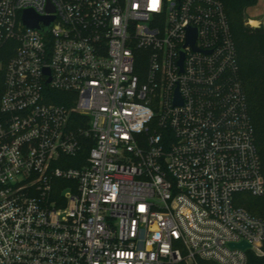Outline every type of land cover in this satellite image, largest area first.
I'll return each mask as SVG.
<instances>
[{
  "label": "built area",
  "instance_id": "built-area-1",
  "mask_svg": "<svg viewBox=\"0 0 264 264\" xmlns=\"http://www.w3.org/2000/svg\"><path fill=\"white\" fill-rule=\"evenodd\" d=\"M241 193L264 177L223 0H0V264H251Z\"/></svg>",
  "mask_w": 264,
  "mask_h": 264
},
{
  "label": "trees",
  "instance_id": "trees-1",
  "mask_svg": "<svg viewBox=\"0 0 264 264\" xmlns=\"http://www.w3.org/2000/svg\"><path fill=\"white\" fill-rule=\"evenodd\" d=\"M223 4L236 46L240 79L264 177V24L259 28L248 25V13L259 5V0H223ZM56 96L57 103H62L64 94ZM86 158L87 151L77 159L68 160L67 167H80L85 164ZM235 204L264 220V195L254 197L247 193L237 194ZM250 257L251 264H264V257Z\"/></svg>",
  "mask_w": 264,
  "mask_h": 264
},
{
  "label": "water",
  "instance_id": "water-1",
  "mask_svg": "<svg viewBox=\"0 0 264 264\" xmlns=\"http://www.w3.org/2000/svg\"><path fill=\"white\" fill-rule=\"evenodd\" d=\"M52 21H53L52 18L51 19H45V23H46L47 26L51 25ZM24 22L31 29H39L38 24L40 22V18H38L31 11H27L25 13ZM190 39H191V44H194L195 43V39H196L195 32L191 34ZM231 247L234 248V249H240V250H243V251L250 248V246L248 244H246V243H241V244H238V245H232Z\"/></svg>",
  "mask_w": 264,
  "mask_h": 264
},
{
  "label": "rangeland",
  "instance_id": "rangeland-1",
  "mask_svg": "<svg viewBox=\"0 0 264 264\" xmlns=\"http://www.w3.org/2000/svg\"><path fill=\"white\" fill-rule=\"evenodd\" d=\"M248 17H249L248 25L250 27L259 28L263 25L261 23H264V0H259V5L256 8L250 10V12L248 13ZM255 20L258 22L257 27H254L251 24V21H255Z\"/></svg>",
  "mask_w": 264,
  "mask_h": 264
},
{
  "label": "bare ground",
  "instance_id": "bare-ground-1",
  "mask_svg": "<svg viewBox=\"0 0 264 264\" xmlns=\"http://www.w3.org/2000/svg\"><path fill=\"white\" fill-rule=\"evenodd\" d=\"M251 24H252V26H254V27H257L258 26V22L255 20V21H251Z\"/></svg>",
  "mask_w": 264,
  "mask_h": 264
}]
</instances>
